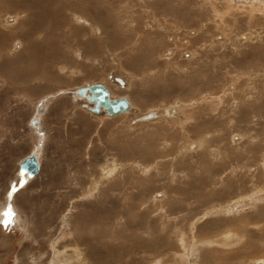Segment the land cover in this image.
Wrapping results in <instances>:
<instances>
[{"label": "rangeland", "instance_id": "374dc122", "mask_svg": "<svg viewBox=\"0 0 264 264\" xmlns=\"http://www.w3.org/2000/svg\"><path fill=\"white\" fill-rule=\"evenodd\" d=\"M0 55V264L264 263V0H0ZM96 83L134 113L73 102Z\"/></svg>", "mask_w": 264, "mask_h": 264}, {"label": "bare ground", "instance_id": "6f19581e", "mask_svg": "<svg viewBox=\"0 0 264 264\" xmlns=\"http://www.w3.org/2000/svg\"><path fill=\"white\" fill-rule=\"evenodd\" d=\"M30 1V0H29ZM47 1V0H46ZM50 2V1H49ZM60 2V1H59ZM20 3H22V2H20ZM27 3V2H26ZM47 3V2H46ZM83 3V2H82ZM3 4V3H2ZM7 5V4H6ZM25 5V4H24ZM27 5H31L30 3L29 4H27ZM37 4L36 3H34V6H36ZM52 6H55V5H53L52 4ZM28 7V6H27ZM33 7V6H32ZM29 8V7H28ZM31 8V7H30ZM50 8V7H49ZM45 9H47V8H45ZM53 8H50V10H45V14H44V16H46V19H50V18H52V15L54 14V16L56 15H58V13H57V11H53L52 10ZM118 9V8H117ZM33 10V9H32ZM56 10H57V8H56ZM119 10V9H118ZM35 11V10H34ZM27 12V11H26ZM115 12V11H114ZM29 13V12H28ZM80 13V12H79ZM35 14V13H34ZM40 14V13H39ZM83 14V13H82ZM24 15V14H23ZM22 14H19V18H21L22 16H23ZM41 15V14H40ZM79 15V14H78ZM108 15V14H107ZM119 15V14H118ZM55 16V17H56ZM66 16V15H65ZM28 17V16H27ZM40 17H42L43 18V16H40ZM32 18V17H31ZM34 18V17H33ZM32 18V19H33ZM41 18V19H42ZM31 19H29V24L31 23V21H30ZM35 20V19H34ZM37 20H38V18H37ZM52 20V19H51ZM18 21V19L16 18V21L15 22H17ZM43 21H45V20H43ZM88 22V21H87ZM37 23H38V25L35 27V30L37 31V30H42V27L44 26V24L41 26V24L42 23H40V21H37ZM50 23H51V21H50ZM63 23V22H62ZM14 24V23H13ZM12 24V25H13ZM6 25V24H5ZM23 25V24H22ZM106 25V24H105ZM17 27L18 26H20V25H16ZM16 26H14V28L16 27ZM25 26V25H24ZM32 27L34 26V23H33V25H31ZM55 26V25H54ZM101 26V25H100ZM100 26H98V27H100ZM12 27V26H11ZM16 27V28H17ZM51 27V26H50ZM114 27H116V26H114ZM34 28V27H33ZM55 28V27H54ZM21 31L24 29H21V28H19ZM26 29V28H25ZM30 29V28H29ZM32 29V28H31ZM44 29V28H43ZM46 29V28H45ZM48 29H50V28H48ZM57 29H58V27H57ZM57 29H55L56 31H58ZM81 29V28H80ZM17 30V29H16ZM51 30V29H50ZM71 30V29H70ZM83 30V29H82ZM115 30V29H114ZM10 31V30H9ZM15 31V30H14ZM30 31V30H29ZM28 31V32H29ZM74 31V30H73ZM72 31V32H73ZM85 31V30H84ZM120 31V30H119ZM118 31V32H119ZM17 32V31H16ZM33 33H34V31H32ZM44 33V32H43ZM50 33V32H49ZM57 33V32H56ZM84 33V32H83ZM114 33V32H113ZM15 34V33H14ZM28 34V33H27ZM48 34V33H47ZM72 34V33H71ZM119 34V33H118ZM28 35H30V34H28ZM51 35H52V33H51ZM67 35V34H66ZM30 36H32L33 37V35H30ZM29 36V37H30ZM58 36V35H57ZM78 36V35H77ZM90 36V35H89ZM45 37V36H44ZM48 37H50V36H48ZM70 37V36H69ZM88 37V36H87ZM34 38V37H33ZM61 38H63V37H61ZM75 38V37H74ZM95 38V37H94ZM93 38V39H94ZM23 39H26V36H24L23 37ZM41 39V38H40ZM101 39V38H100ZM29 40V39H28ZM37 40H39V39H36V42H37ZM51 40V39H50ZM77 40V39H76ZM89 40V39H88ZM148 40H151V39H148ZM161 40V39H160ZM57 41V40H56ZM66 41V40H65ZM83 41H85V40H83ZM151 41H153V40H151ZM44 42V41H43ZM53 42V41H52ZM61 41H59L58 43H60ZM78 42H80V41H78ZM82 42V41H81ZM33 43H35V41L33 42ZM46 43H47V41H46ZM51 43V42H50ZM56 43V42H55ZM57 43V44H58ZM154 43V42H153ZM74 44H76V43H74ZM212 44V43H211ZM30 45V44H29ZM54 45V44H53ZM60 46H61V43L59 44ZM58 45V46H59ZM78 45H79V43H78ZM78 45H77V47H78ZM21 46V45H20ZM27 46V45H26ZM82 46V45H81ZM102 46H103V44H102ZM3 47V46H2ZM25 47V46H24ZM35 47V46H34ZM33 47V48H34ZM46 47H48V45H46ZM57 47V45L55 46V48ZM76 47V46H75ZM85 47H86V45H85ZM49 48H53V47H49ZM48 48V49H49ZM64 49V47L62 46L61 47V49H59V50H63ZM74 48V47H73ZM47 49V50H48ZM67 49H68V47H67ZM72 49V48H71ZM147 49V48H146ZM39 50V49H38ZM41 50H42V48L39 50L40 52H41ZM55 50V49H54ZM53 50V51H54ZM56 50H57V48H56ZM55 50V51H56ZM59 50H58V52H59ZM65 50V49H64ZM79 50V49H78ZM77 50V51H78ZM85 50V49H84ZM52 51V50H51ZM54 51V52H55ZM76 51V50H75ZM156 51V50H155ZM14 52V51H13ZM46 51H44V53H45ZM66 52H68V51H66ZM74 52V51H73ZM88 52V51H87ZM94 52V51H93ZM22 53V52H21ZM42 53H43V51H42ZM41 53V56L42 55H44V54H42ZM57 52H55V54H56ZM64 53V52H63ZM84 53H85V51H84ZM150 53V52H149ZM24 54V53H23ZM34 54V53H33ZM36 54V53H35ZM34 54V55H35ZM51 54V53H50ZM59 53H57L56 55H58ZM68 54V53H67ZM79 54V53H78ZM77 54V55H78ZM33 55V56H34ZM61 55V54H60ZM59 55V56H60ZM65 55V54H64ZM91 55V54H90ZM3 56H5V55H0V57H3ZM41 56H40V58H41ZM48 56V55H47ZM66 56V55H65ZM69 56H70V54H69ZM76 56V55H75ZM89 56V55H88ZM38 57V56H37ZM44 57V56H43ZM46 57V56H45ZM61 57H63V56H61ZM65 58V57H64ZM21 59V58H20ZM100 59V58H99ZM28 60V59H27ZM62 61V60H61ZM88 61V60H87ZM6 62V61H5ZM79 63V62H78ZM85 64V63H84ZM33 65V64H32ZM49 65V64H48ZM89 65V64H88ZM49 67V66H48ZM56 67V66H55ZM89 67V66H88ZM87 67V68H88ZM47 68V67H46ZM89 69V68H88ZM37 70V69H36ZM52 70V69H51ZM93 70V69H92ZM97 70V69H96ZM93 71H95V70H93ZM92 71V72H93ZM92 72H90L91 74H89V75H87L88 76V78H89V80H97V79H99L98 78V75H95V74H93ZM101 72V71H100ZM47 73V72H46ZM61 73V72H60ZM99 73V72H98ZM43 74V73H42ZM46 76V75H45ZM111 76V75H110ZM43 77H44V75H43ZM117 77H120V76H117ZM48 78V77H47ZM111 78V77H110ZM113 78V77H112ZM116 78V77H115ZM126 78V77H125ZM124 77H120L119 78V80H118V82L120 83L119 85H120V87H122V88H125L126 87V85L128 84V81H126V79H125ZM127 82V83H126ZM103 84V83H102ZM89 85H91V84H87L86 86H89ZM104 86H106L107 88H108V90H109V92H110V98L111 99H118V98H121V97H126V98H128V100H129V107H128V109L126 110V111H123V112H121V113H118V114H116V115H110V113L108 112V109H106L104 106H102V107H100V110L99 111H94L93 110V106H94V103L93 102H91V101H89L88 99H87V95L88 94H86V95H80L79 93H78V89L79 88H81V87H86L85 85L84 86H80V87H78V88H74V90H72V92H70L69 94H70V96H71V98H72V100H73V102L75 101V102H80V106H81V108H84L85 110H87V111H89V112H91V113H93V114H101V113H104L106 116H108V117H113V116H120V115H123V114H130L131 112L132 113H134L133 112V109H132V107L134 106L133 105V102L131 101L132 99H130L128 96H119V97H114V91L112 90V88L111 87H108L106 84H103ZM67 86V85H66ZM65 86V87H66ZM69 87V86H68ZM117 87V86H116ZM119 87V86H118ZM68 92V91H67ZM52 95V94H51ZM64 96V95H63ZM67 96V95H66ZM69 96V95H68ZM43 98V97H42ZM50 99H53V97L52 96H50ZM56 99V98H55ZM45 101H48L47 100V98H45L44 99ZM42 101V100H41ZM216 101V100H215ZM40 102V101H39ZM70 102V101H69ZM219 102V101H218ZM72 103V102H71ZM46 105V104H45ZM73 105V104H72ZM187 105V104H186ZM47 106V105H46ZM74 106V105H73ZM76 106V105H75ZM136 106V105H135ZM77 107H78V105H77ZM79 108V107H78ZM172 108H176V106H173ZM214 109V108H213ZM218 109V108H217ZM168 112H170L169 111V108L168 109H166ZM255 110V109H254ZM75 111V110H74ZM165 111V110H164ZM151 112H153L155 115H154V117L153 118H150V119H144L143 120V118L145 117V116H147L149 113H151ZM151 112H148L145 116H141V115H139V116H136L135 118H134V120H135V122H148V121H150V120H154V119H158L159 118V111L157 110H155L154 109V111H151ZM131 113V114H132ZM165 114H166V112H164ZM171 113H173V111L171 112ZM245 113V112H244ZM90 114V113H89ZM130 114V115H131ZM182 115V114H181ZM135 116V115H134ZM166 116V115H165ZM37 119V120H36ZM36 119H34V121L32 122V124L33 125H37V127H38V122L41 124L40 125V128L39 129H41V127H43L42 126V123H41V121H39V119H38V117H36ZM42 119V118H41ZM261 119H262V117H261ZM128 121H130V120H128ZM36 127V128H37ZM35 128V129H36ZM34 129V130H35ZM38 129V128H37ZM36 129V130H37ZM38 129V130H39ZM37 132V131H36ZM41 134V133H40ZM43 135V134H42ZM39 137H41V136H39ZM206 142V138H203L201 141H199V146H203L204 145V143ZM36 148V147H35ZM40 153V152H39ZM31 154H34V155H36V157H37V159H38V162H39V164H40V161H39V155L40 154H38V152H34V153H31ZM20 165V164H19ZM41 165H42V163H41ZM41 165H40V169H41ZM108 166V165H107ZM214 167V166H213ZM103 168V167H102ZM40 169H39V171H38V173L34 176V177H31V178H28V179H33V178H35L36 176H38V174L40 173ZM104 169V168H103ZM111 171V170H110ZM211 173V172H210ZM18 175H19V171H18ZM218 175V174H217ZM20 176V175H19ZM229 186V185H228ZM182 189V188H181ZM257 195V194H256ZM244 196V195H243ZM261 198V197H260ZM263 198V197H262ZM236 199V198H235ZM249 199V198H248ZM251 202V201H250ZM238 204V203H237ZM223 205V204H222ZM225 205V204H224ZM235 205H236V202H235ZM246 205V204H245ZM237 206V205H236ZM221 207V206H220ZM231 207V206H230ZM243 207V206H242ZM232 208V207H231ZM244 208V207H243ZM211 209V208H210ZM219 209V208H218ZM221 209V208H220ZM212 211H213V208H212ZM220 211V210H219ZM218 211V212H219ZM227 211V210H226ZM226 211H224V212H226ZM230 211V210H229ZM232 211V210H231ZM208 212V211H207ZM233 212V211H232ZM209 213H211V212H209ZM221 213V212H220ZM223 213V212H222ZM259 213V212H258ZM260 213H261V211H260ZM219 214V213H218ZM225 214V213H224ZM252 214V213H251ZM206 215V214H205ZM213 215V214H212ZM216 215V214H215ZM228 216V215H227ZM260 216H262V213L260 214ZM243 217V216H242ZM211 218V217H210ZM247 218H248V216H247ZM244 220V219H243ZM256 221V220H255ZM194 223V222H193ZM243 223V222H242ZM180 224H181V222H180ZM243 224H245V222L243 223ZM255 224V223H254ZM192 225H194V224H192ZM221 225H222V223H221ZM245 225H248V224H245ZM174 226H175V224H174ZM185 226V225H184ZM176 227V226H175ZM177 227H179V226H177ZM180 227H183V226H180ZM201 227V226H200ZM186 228V227H185ZM239 228V227H238ZM244 228H246V227H244ZM172 229V228H171ZM182 229V228H181ZM189 229H190V227H189ZM192 229V228H191ZM193 229H194V227H193ZM240 229V228H239ZM241 229H243V228H241ZM248 229V228H247ZM177 230H178V228H177ZM177 230H175L174 231V233L175 232H178ZM202 231V230H201ZM207 231V230H206ZM231 231V230H230ZM229 231V232H230ZM243 231V230H242ZM248 231V230H247ZM193 232H195V231H193ZM192 232V233H193ZM198 232V231H197ZM240 232V231H239ZM200 233H203V232H200ZM228 233V232H227ZM231 233H233L232 231H231ZM66 234V233H65ZM188 234L189 233H187L185 230H183V232H181L180 233V231H179V235H180V237L182 238V240H183V238H186L187 236H188ZM242 234V233H241ZM243 235V234H242ZM250 235V234H249ZM224 236H226V235H224ZM229 236H230V234H229ZM194 237V236H193ZM224 238H226V237H224ZM231 238V237H230ZM233 238V237H232ZM238 238H240V237H238ZM187 239V238H186ZM234 239V238H233ZM232 239V240H233ZM194 240V239H193ZM196 240H197V238H196ZM181 241V240H180ZM184 241H186V240H184ZM199 240H197L195 243H194V247H196V246H204V245H207V244H213L212 243V241H208V240H202L201 242H198ZM187 242H188V240H187ZM226 242H228V241H225V240H222L221 241V243H219V244H221L222 246H225V247H227V246H229L233 241H229L228 243H226ZM253 242V241H252ZM68 243H70V242H68ZM184 243V242H183ZM248 243H250V242H248ZM258 243V242H257ZM63 244V243H62ZM65 244V243H64ZM187 244V243H186ZM189 244V243H188ZM193 244V243H192ZM255 244V243H254ZM262 244V243H261ZM67 245V244H66ZM189 245H191V244H189ZM218 245V244H217ZM56 246V245H55ZM58 246H59V244H58ZM73 246V245H72ZM182 246H184V245H182ZM186 246V245H185ZM216 246V245H215ZM244 246H246V244L244 245ZM188 247V246H187ZM64 248V247H63ZM79 248V247H78ZM74 249V248H73ZM212 249V248H211ZM257 249V248H256ZM56 250V249H55ZM77 250V249H76ZM81 250H83V249H81ZM84 250H86V249H84ZM180 250H181V248H180ZM203 250V249H202ZM205 250V249H204ZM245 250H247V252H248V249H245ZM78 251V250H77ZM190 250H188V252H189ZM58 252V251H57ZM56 252V253H57ZM60 252V251H59ZM81 252V251H80ZM79 252V253H80ZM194 252V251H193ZM206 252V251H205ZM31 253V252H30ZM65 253V252H64ZM85 253V252H84ZM181 253V252H180ZM187 253V252H186ZM192 253V252H191ZM207 253V252H206ZM205 253V254H206ZM216 253V252H215ZM249 253V252H248ZM59 254V253H58ZM175 254H178V253H175ZM191 255V254H190ZM189 255V256H190ZM194 255V254H193ZM214 255V254H213ZM240 255V254H239ZM188 256V257H189ZM206 256V255H205ZM215 256V255H214ZM84 258V261H86L85 260V256H83V255H80L79 256V258H80V260L82 259L83 260V258ZM179 257V256H178ZM187 257V256H186ZM223 257V256H222ZM238 257V256H237ZM236 257V258H237ZM239 257H241V256H239ZM69 258V257H68ZM184 258H185V256H184ZM231 258H233V257H231ZM242 258H243V256H242ZM63 259V258H62ZM74 259V258H73ZM87 259V258H86ZM181 259V258H180ZM180 259H179V261H180ZM224 259V258H223ZM239 259V258H238ZM76 260V259H75ZM80 260H76L77 262L78 261H80ZM88 260V259H87ZM244 260V259H243ZM72 262L74 261V260H71ZM75 261V262H76ZM221 261H223V260H221ZM262 261H264V259H260L259 261H256V262H261L262 263ZM55 262V261H54ZM155 262V261H154ZM190 262V261H189ZM188 262V263H189ZM244 262V261H243ZM246 262V261H245ZM18 263V262H17ZM81 263H83V262H81ZM187 263V264H188ZM191 263V262H190ZM55 264H56V262H55ZM69 264H71V262L69 263ZM185 264V263H184ZM191 264H193V263H191ZM244 264V263H243ZM264 264V263H263Z\"/></svg>", "mask_w": 264, "mask_h": 264}, {"label": "water", "instance_id": "95a60500", "mask_svg": "<svg viewBox=\"0 0 264 264\" xmlns=\"http://www.w3.org/2000/svg\"><path fill=\"white\" fill-rule=\"evenodd\" d=\"M80 95H87V99L94 103L93 110L99 111L100 107L104 106L108 109L110 115H116L123 111H126L129 107V100L126 97H121L118 99H111L110 92L106 86L102 83L91 84L86 87H81L78 89ZM154 113L151 112L143 118L150 119L154 117ZM40 169V164L36 155L31 154L26 156L19 165V175L24 180L34 177Z\"/></svg>", "mask_w": 264, "mask_h": 264}, {"label": "snow or ice", "instance_id": "6c2138e0", "mask_svg": "<svg viewBox=\"0 0 264 264\" xmlns=\"http://www.w3.org/2000/svg\"><path fill=\"white\" fill-rule=\"evenodd\" d=\"M24 183H27V180L26 179L24 180ZM20 186L22 187L23 185H20Z\"/></svg>", "mask_w": 264, "mask_h": 264}]
</instances>
